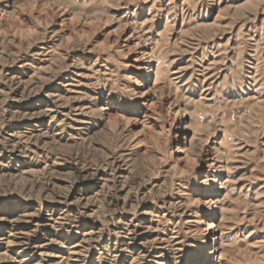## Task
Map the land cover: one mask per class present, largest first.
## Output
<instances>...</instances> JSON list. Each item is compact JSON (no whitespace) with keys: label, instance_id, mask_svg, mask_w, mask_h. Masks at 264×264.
Wrapping results in <instances>:
<instances>
[{"label":"rangeland","instance_id":"1","mask_svg":"<svg viewBox=\"0 0 264 264\" xmlns=\"http://www.w3.org/2000/svg\"><path fill=\"white\" fill-rule=\"evenodd\" d=\"M0 264H264V0H0Z\"/></svg>","mask_w":264,"mask_h":264},{"label":"bare ground","instance_id":"2","mask_svg":"<svg viewBox=\"0 0 264 264\" xmlns=\"http://www.w3.org/2000/svg\"><path fill=\"white\" fill-rule=\"evenodd\" d=\"M206 196H208V197L213 196V198L216 197L215 192H213V193L208 192V193H206ZM210 212H212V213L208 214L207 217L210 218L211 220H213V218H215L216 215H215L214 211H210ZM211 226H212V224L207 223L208 230L212 228ZM213 241L215 243V237H213ZM212 254L216 255V247L214 248V251L212 252Z\"/></svg>","mask_w":264,"mask_h":264}]
</instances>
